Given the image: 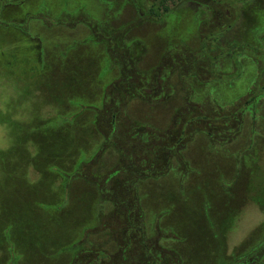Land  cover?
Here are the masks:
<instances>
[{
	"label": "rangeland",
	"instance_id": "374dc122",
	"mask_svg": "<svg viewBox=\"0 0 264 264\" xmlns=\"http://www.w3.org/2000/svg\"><path fill=\"white\" fill-rule=\"evenodd\" d=\"M150 2L3 1L0 264H69L74 247L64 244L83 239L76 237L91 214L89 204L85 209V196L70 197L62 211L55 204H65L63 193L71 188L77 193H93L92 183L81 178L65 184V174L89 159L104 143V134L95 126L94 113L101 107L104 88L116 77L117 70L104 45L94 42L89 28L76 18L109 19L112 27L136 23L129 37L139 39L145 46L141 66L156 63L172 42L197 47V27L210 18L204 3L167 0L169 9L161 13L164 9L159 8L160 16L150 17ZM238 6L239 19L222 34L221 44L242 41L262 48L264 0H239ZM238 60L239 77H230L235 67L224 56L217 69L228 81H190L192 101L208 112L242 106L249 99L258 69L250 56ZM183 94L184 90L158 106L131 102L127 120L165 129L176 110L184 106ZM260 109L255 126L245 113L238 143L212 145L205 134L194 133L191 142L186 143L187 152H182L188 167L194 168L190 176L184 177L189 179L181 180L180 164L173 159V176L160 182L149 180L141 186L147 218L151 219V213L160 208H169L159 221L174 235L172 241L184 264H236L233 258L251 251L253 243L264 235V99ZM250 129L257 134L251 142ZM238 149L246 150L240 153ZM116 158L115 151L108 149L102 155L107 166L103 167L107 169ZM233 172L237 173L234 180ZM177 186L186 189L180 191ZM103 209L104 213L109 210L107 205ZM96 223L95 218L92 224ZM87 239L108 251L115 248L107 230L94 232Z\"/></svg>",
	"mask_w": 264,
	"mask_h": 264
},
{
	"label": "trees",
	"instance_id": "16d2710c",
	"mask_svg": "<svg viewBox=\"0 0 264 264\" xmlns=\"http://www.w3.org/2000/svg\"><path fill=\"white\" fill-rule=\"evenodd\" d=\"M166 1L152 0L148 15L159 17L167 11ZM195 1L204 3L210 12V18L201 21L197 27V47L190 48L183 41L172 42L156 63L146 66L140 64L146 55L145 46L139 39L129 37L136 23L112 27L108 23L109 19L76 18L89 28L94 42L104 45L117 75L105 86L102 105L94 113L95 126L104 134V143L89 159L77 163L75 168L65 174V184L81 178L92 183L93 193H77L71 188L63 193L67 198L66 203L60 207L55 204L58 211L65 210L70 197L80 195L86 198L85 209L88 204V208H91L85 226L76 237L83 239L77 243H74L75 240L62 243L74 247H71L74 255L69 264H184L177 245L172 241L174 235L159 221L169 212V208H160L151 213V219L147 218L148 207L142 198L141 186L149 180L155 182L168 175L173 176V159L180 164L181 180L190 176L194 168L188 167L190 165L184 160L182 152H187L186 143L191 142L194 133L201 132L212 145L223 147L241 140L239 134L243 131L245 116L243 104L226 111L208 112L201 104L192 101L189 84L190 81L199 84L228 81L217 69L218 61L224 56H228L235 67L230 77H239L241 66L238 58L260 53L259 48L251 43L231 41L222 45L220 42L222 34L229 31L239 19V0ZM159 8L164 10L159 13ZM252 61L258 63L257 59ZM183 90L184 106L176 110L165 129L151 123L127 120V108L131 102L163 105ZM251 138L249 135L250 142ZM108 149L114 150L117 158L105 169L107 166L102 162V155ZM246 149H250L249 145ZM246 149L238 150L241 153ZM236 175V172L231 174L233 180ZM174 180L175 176L171 181ZM178 189L184 191L186 187ZM105 205L109 209L106 213L103 209ZM92 217L97 221L94 225ZM102 230L110 234L114 250L100 248L87 239L94 232ZM253 244L251 251L233 258L234 263L264 264V235Z\"/></svg>",
	"mask_w": 264,
	"mask_h": 264
},
{
	"label": "flooded vegetation",
	"instance_id": "af4514ba",
	"mask_svg": "<svg viewBox=\"0 0 264 264\" xmlns=\"http://www.w3.org/2000/svg\"><path fill=\"white\" fill-rule=\"evenodd\" d=\"M3 1L4 0H0V19H1V11L2 9H5L3 6ZM261 43L263 44V47L259 49L260 53H255L254 55L251 56L252 59L258 60V63H253L258 69L256 77L254 78L253 81L254 86L249 90V99L243 102L245 113H248L249 116L252 117L251 118L253 124L252 126H255L256 116L261 112L260 107L262 100L264 99V42ZM252 129L254 130V127H252ZM253 135L254 134L252 133L250 134L251 137ZM254 136H257V134Z\"/></svg>",
	"mask_w": 264,
	"mask_h": 264
}]
</instances>
